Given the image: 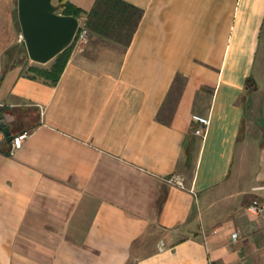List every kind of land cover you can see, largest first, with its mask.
<instances>
[{"label":"crops","instance_id":"0c3cea01","mask_svg":"<svg viewBox=\"0 0 264 264\" xmlns=\"http://www.w3.org/2000/svg\"><path fill=\"white\" fill-rule=\"evenodd\" d=\"M123 1L130 43L90 31L53 85L0 0V264H264V0Z\"/></svg>","mask_w":264,"mask_h":264},{"label":"water","instance_id":"95a60500","mask_svg":"<svg viewBox=\"0 0 264 264\" xmlns=\"http://www.w3.org/2000/svg\"><path fill=\"white\" fill-rule=\"evenodd\" d=\"M55 0H18L19 19L29 58L47 64L75 40L80 21L58 13ZM0 126L9 139L12 133L4 122L0 108Z\"/></svg>","mask_w":264,"mask_h":264},{"label":"trees","instance_id":"16d2710c","mask_svg":"<svg viewBox=\"0 0 264 264\" xmlns=\"http://www.w3.org/2000/svg\"><path fill=\"white\" fill-rule=\"evenodd\" d=\"M60 9L63 15L80 18L85 12L65 0H59ZM143 12L135 6L123 0H97L94 9L88 14L87 27L95 34L119 42L130 43L138 29ZM74 42L54 59L51 69H39L31 67L30 70L39 76L57 84L67 66L73 51ZM24 48L27 50L24 43ZM24 52V51H22ZM26 57H28V52ZM15 60L14 54L10 57Z\"/></svg>","mask_w":264,"mask_h":264},{"label":"built area","instance_id":"2783aa9c","mask_svg":"<svg viewBox=\"0 0 264 264\" xmlns=\"http://www.w3.org/2000/svg\"><path fill=\"white\" fill-rule=\"evenodd\" d=\"M89 38H90V30L87 27V24H82L80 22L79 30L76 34L74 43H76L79 46H85L89 43ZM193 119L195 122L199 123L202 127L196 129L195 134L197 135H205L207 129L209 128L211 124V119L210 117H203L200 115H194ZM31 133L28 131H22L15 137H13L12 140V146H11V152L14 153L20 149H22L25 145V142L30 138ZM7 134L6 132L1 128L0 126V149L4 146V144L7 142ZM170 183L172 184H177L179 186L184 187L183 180L178 177L174 176L169 180ZM249 211L255 215H261L264 213V199L262 202L259 201H254L250 206H249ZM236 238L239 237V234L237 233L235 235Z\"/></svg>","mask_w":264,"mask_h":264},{"label":"rangeland","instance_id":"374dc122","mask_svg":"<svg viewBox=\"0 0 264 264\" xmlns=\"http://www.w3.org/2000/svg\"><path fill=\"white\" fill-rule=\"evenodd\" d=\"M58 2V0H55L54 3L56 4ZM24 52H19V51H16V54H17V58L18 59H21V58H25L26 55H27V50L24 48L23 50Z\"/></svg>","mask_w":264,"mask_h":264}]
</instances>
